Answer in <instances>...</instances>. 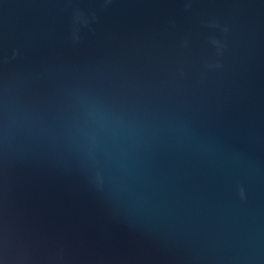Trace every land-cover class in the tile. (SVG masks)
Instances as JSON below:
<instances>
[{
	"label": "water",
	"instance_id": "95a60500",
	"mask_svg": "<svg viewBox=\"0 0 264 264\" xmlns=\"http://www.w3.org/2000/svg\"><path fill=\"white\" fill-rule=\"evenodd\" d=\"M0 264H264V0H0Z\"/></svg>",
	"mask_w": 264,
	"mask_h": 264
}]
</instances>
